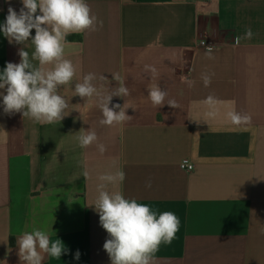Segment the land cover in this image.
<instances>
[{"label":"crops","instance_id":"obj_1","mask_svg":"<svg viewBox=\"0 0 264 264\" xmlns=\"http://www.w3.org/2000/svg\"><path fill=\"white\" fill-rule=\"evenodd\" d=\"M86 2L103 26L66 37L65 58L77 68L58 89L68 115L40 124L4 113L0 97V264H21L16 239L33 228L68 249L43 264H111L103 248L109 236L92 206L99 176L121 170L124 181L108 191L180 219L156 264H264V0ZM9 7L19 13L22 0H0V25ZM249 28L252 38L237 44ZM21 48L39 67L31 40L10 43L0 32V71L20 62ZM145 65L156 69L155 77ZM88 73L105 76L94 83L109 91L128 89L109 106L120 104L129 121L103 126L100 109L74 96L75 83ZM150 86L179 107H154ZM209 95L219 102L214 118L204 103ZM233 110L250 115L251 123L231 124L226 114ZM90 127L97 142L81 148L77 137ZM184 159L191 172L179 168Z\"/></svg>","mask_w":264,"mask_h":264},{"label":"clouds","instance_id":"obj_2","mask_svg":"<svg viewBox=\"0 0 264 264\" xmlns=\"http://www.w3.org/2000/svg\"><path fill=\"white\" fill-rule=\"evenodd\" d=\"M22 5L19 13L9 7L0 32L10 43L25 44L31 40L34 45L32 60L38 61L39 67L32 64L29 53L21 48L20 62H9L0 71V89L5 90L0 92L3 111L6 114L21 113L40 124L61 122L68 115L69 102L58 89L69 85L77 72L73 62L65 58L66 37L72 33L97 31V24L102 27L103 22H98L86 0H22ZM252 36L249 28L243 37H236L235 42L238 44L240 39H251ZM145 71L151 72L153 77L157 74L149 65H145ZM97 79L106 80L105 76L98 78L95 73L85 74L81 82L75 83L74 96L90 101L100 109L102 118L99 123L103 126L115 127L129 121L132 117L127 115L124 107L120 104L109 106L113 96L125 97L128 89L119 86L115 91H109L102 84L97 86L94 83ZM201 79L205 87L211 84V75L202 74ZM167 95L159 86L148 88V98L154 107L167 104L178 108L175 100L165 102ZM204 103L209 108L207 116L214 118L219 114V102L214 96L209 95ZM226 115L235 126L248 125L252 120L250 115L234 110ZM77 139L81 148H88L98 138L90 127L80 132ZM98 150L103 153L104 145L99 144ZM98 179L101 183L97 186L98 196L92 207L99 214L100 225L108 233L103 248L111 264H156L155 254L160 245H170L176 238L180 229L179 217L174 212H158L147 203L125 198L120 191H108L109 184L124 181L122 170L102 174ZM151 186L149 179L145 187ZM16 244L21 264H43L46 257L59 259L68 252L61 239L53 241L48 232L36 228L24 231L17 237ZM79 257L77 251L74 258L78 260Z\"/></svg>","mask_w":264,"mask_h":264},{"label":"built area","instance_id":"obj_3","mask_svg":"<svg viewBox=\"0 0 264 264\" xmlns=\"http://www.w3.org/2000/svg\"><path fill=\"white\" fill-rule=\"evenodd\" d=\"M203 44V42H201ZM179 168L183 171L191 172L193 170V164L188 160H181L179 163Z\"/></svg>","mask_w":264,"mask_h":264}]
</instances>
